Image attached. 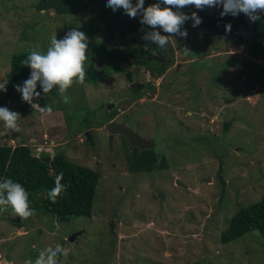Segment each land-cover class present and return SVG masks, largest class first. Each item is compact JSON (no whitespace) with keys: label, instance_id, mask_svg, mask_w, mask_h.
I'll return each mask as SVG.
<instances>
[{"label":"rangeland","instance_id":"rangeland-1","mask_svg":"<svg viewBox=\"0 0 264 264\" xmlns=\"http://www.w3.org/2000/svg\"><path fill=\"white\" fill-rule=\"evenodd\" d=\"M38 1L0 0V83L7 82L15 55L33 49L46 52L54 32L58 40L73 28L85 34L86 66L92 63L91 47L108 43L103 54L107 58L105 53H115L116 60L112 54V63L97 55L93 64L103 76L96 84L74 83L66 93V111L55 109L41 117L30 110L19 113L18 121L19 133L35 152L39 148L51 156L64 154L98 171L100 179L93 216L63 221L46 212L42 200L25 220L10 209L4 211L0 264L34 261L40 249L57 244L69 250L62 264H264V239L258 231L228 244L221 241L231 218L264 197V56L250 55L233 38L205 27H182L187 37L176 36L168 44L172 63L159 79L144 65H129L149 57L134 39L149 48L151 43L142 39L145 33L112 37L102 25L89 33L91 26L99 25L96 10L44 15L35 9ZM180 11L219 17L223 7L187 6ZM185 47L191 54H183ZM133 49L137 52L129 54ZM128 74L141 84L139 97L129 90ZM176 91L178 99H173ZM7 92L8 84L0 91V107L9 108L17 99L13 90L7 105L1 106ZM125 97L130 102L110 113L109 106ZM171 102L177 104L171 108ZM165 103L171 109L159 106ZM177 106L183 109L178 112ZM111 114L131 119L132 126L141 125L143 134L160 141L157 150L163 149L168 169L132 175L122 156L108 155V122L101 123ZM231 121L225 131L224 122ZM89 124L94 147L85 137ZM21 142L16 132L0 135V146ZM114 146L117 151L122 148L120 141ZM92 153L101 166L95 165ZM108 167L111 172H103Z\"/></svg>","mask_w":264,"mask_h":264},{"label":"trees","instance_id":"trees-1","mask_svg":"<svg viewBox=\"0 0 264 264\" xmlns=\"http://www.w3.org/2000/svg\"><path fill=\"white\" fill-rule=\"evenodd\" d=\"M154 3V0H148L146 7ZM35 9L44 15L48 13L55 15L78 14L91 9L96 10L99 25L97 27L91 26L88 29L89 33L96 32L95 28L98 29L99 26L102 25L105 27V30L109 31L112 37L119 35L121 38L125 39L132 33L143 36L144 33L152 30L148 26L140 23L142 17L139 15L136 17L137 20H135L134 18H130L123 9H118L113 12L111 8L106 6V0H39L35 5ZM258 16L259 19L253 23L251 31L248 30L250 27V19L243 13L237 16L230 15L223 17L207 16L205 13H202L198 16L202 20V23L198 26L205 27L219 36L233 38L242 45L243 50L250 55L264 56V12H260ZM192 25L193 21L189 19L182 27L190 28L192 31V29L197 28ZM226 25H231L230 31L225 30ZM134 39L138 46L140 45V48L146 56L149 57L141 63L132 60L129 62V65H144L151 70L152 75L155 77L160 78L164 76L169 65L172 63V57L169 51V49L172 48L168 45L166 48L161 49L154 44H151L149 48H147L142 40H139L137 37ZM108 45V43L102 41L91 47L92 50L89 58L92 63L88 66L84 64L86 73L84 81L87 83L96 84L103 76V73L93 64V60L96 59L97 55H102L106 61L110 63L115 59L116 54L112 52L105 53L107 58L104 56L103 52L109 49ZM132 51L134 52L129 54H135L137 49H133ZM29 53L30 52H22L13 57L11 71L7 75L8 92L1 106L8 102L10 99L9 96L12 95L13 90H16V86H22L23 82L30 77L31 69L22 64V61L27 58ZM156 53L162 54V56L166 58V62L161 64L155 61L154 55ZM37 91L40 92V98L38 100L34 99L33 103L41 104L43 107L50 105L53 110L66 111L68 108L65 106L66 104L62 102L57 89L54 88L53 91L45 95L38 85ZM16 93L18 95L17 99L25 103L22 100L21 94L17 91ZM139 96L138 94L137 97ZM175 97L177 96H172L173 99H178ZM80 99L82 102L86 101L83 97H80ZM71 102L73 103L72 98ZM176 104L177 103L171 102V108ZM74 105L76 109L77 106L75 102ZM165 105L167 108L170 106L167 103H165ZM29 106V104L25 103L24 106L21 107L24 111L23 114L29 112ZM177 109L179 112L181 108L177 106ZM32 112L38 114L34 112V110H32ZM113 116L112 114L103 118L101 125L109 122ZM230 125H232V121L230 123L224 122V130H229ZM89 127H91L90 124L87 126V129H89ZM197 141L201 142L200 138L197 139ZM206 142L207 141L204 140V144H206ZM34 153V148L28 145L24 140L15 147L7 143L1 145L0 182L7 178L20 183L29 194L30 208L34 212H37L39 201L42 200L44 210L63 221H68L71 218L93 216V206L97 195L100 173L88 166L75 162V160L68 159L64 154L58 153L56 156H51L43 152L40 157H36ZM124 153L125 155H122L120 160L125 157L132 171L150 172L153 169L158 171L168 169L166 163L167 159L163 149L154 150L150 153L144 152L140 155L134 154L135 151L126 149ZM115 157L118 159L116 153H112V158L116 159ZM112 167L114 166L112 165ZM61 172L64 176L62 183L66 185V190L59 195L55 203H52L48 199L47 192L55 186V176ZM103 172H111V169L108 167L103 170ZM8 209L12 210L10 207ZM2 213L4 212H0V216ZM253 231H258L264 239V197L261 201L241 209L231 218L228 229L222 234L221 241L224 244H228L241 239ZM61 246L64 247V245ZM59 264H62V256L59 258ZM197 264L201 263L198 262Z\"/></svg>","mask_w":264,"mask_h":264},{"label":"clouds","instance_id":"clouds-1","mask_svg":"<svg viewBox=\"0 0 264 264\" xmlns=\"http://www.w3.org/2000/svg\"><path fill=\"white\" fill-rule=\"evenodd\" d=\"M161 4L164 5L163 8ZM221 5L223 7L222 17L225 15L237 16L243 13L252 22L259 19L257 13L264 12V0H158L157 3L148 7H145V0H136L135 5H133L132 0H106V6L111 8L113 12L123 9L130 18L141 16L140 23L152 29L146 32L142 39L161 49L166 48L176 36L187 37V31H182L181 28L189 19L193 21V27H197L202 23L196 12L189 16L180 9L195 6L197 10H203L205 7L211 8ZM173 8L177 10L173 11ZM157 29L168 35H162L161 31ZM225 30L230 31L231 25H226ZM87 48L88 40L85 34L73 28L59 40L57 39V33H52L50 46L46 52L35 49L31 52L27 51L30 53L22 61V64L31 69L30 77L23 82L22 86H16V91L21 94L22 100L29 104L34 112L39 113L41 117L50 115L53 111L50 105L40 107L38 103H33L34 99L38 100L40 98V92L37 91L39 85L45 95L53 91L54 88L57 89L62 102L69 103L70 98L66 94L67 90L74 83H82L85 79L84 62L87 58ZM183 54L189 55L191 53L185 47L183 48ZM6 86L7 82L0 83V91H6ZM13 100L19 102L17 99ZM20 103L19 109L22 112L21 107L25 103L22 101ZM7 107H0V124H2L0 135H5L8 131L16 132L19 130L18 121L21 119L19 114ZM43 152L44 150L38 148L34 155L40 157ZM95 165L98 166L97 163ZM63 179L62 172L57 174L55 176V186L47 192L48 199L52 203H55L59 195L66 190V185L62 183ZM9 207L14 215L19 216L22 220L35 214L30 208L29 194L25 188L20 183L6 178L0 182V212L7 211ZM68 254L69 250L59 244L54 247L48 246L39 250L34 261L25 259L23 264H59V258L61 256L66 257Z\"/></svg>","mask_w":264,"mask_h":264},{"label":"flooded vegetation","instance_id":"flooded-vegetation-1","mask_svg":"<svg viewBox=\"0 0 264 264\" xmlns=\"http://www.w3.org/2000/svg\"><path fill=\"white\" fill-rule=\"evenodd\" d=\"M157 54H160V53H156L155 54V56L157 55ZM162 55V54H161ZM163 57V56H162ZM164 58V57H163ZM165 59V62H166V58H164ZM165 62H161V61H159L158 63H161V64H163V63H165ZM168 71V70H167ZM166 71V72H167ZM165 76H162V77H160L159 79H161V78H164ZM129 82V85H130V88H129V90L132 92L131 94L133 95V97H134V95L135 96H137L138 95V88H140L141 87V84H139V83H137L136 85H135V87H132V84H133V82H135V81H133V82H130V81H128ZM167 83V82H166ZM138 85V86H137ZM172 96H177V91L176 92H174V94H171V97ZM130 99V98H129ZM18 100V99H17ZM156 100V99H155ZM129 102H130V100H128ZM146 103H148V104H151L150 103V101L149 100H144ZM127 102V101H126ZM23 106H24V104H23ZM159 106H164L165 108H167V106L165 105V104H162V105H159ZM71 108V107H70ZM116 108L119 110V108L118 107H115L114 109H110V113L111 112H114L115 110H116ZM28 109H29V111L30 110H33L30 106L28 107ZM23 113H24V111H22ZM71 113H73V112H71ZM32 115V114H31ZM34 115V114H33ZM35 115H39V113L38 114H35ZM112 115V114H111ZM118 115H120V114H117L116 116H114L104 127H105V131H106V142H107V153H108V155H112V153H116V155L118 156V159L120 158L119 156H122V155H125V153H124V151L126 150V149H128L129 151H135V153L134 154H137V155H140V154H142V153H144V152H147V153H150L151 151H154V150H157V147L160 145V141H157V139L156 138H153V137H151V136H147V135H145V134H143V132H145L143 129H142V127H141V125H139L138 127H134V126H132L131 125V119H126V118H124V119H121L120 120V117L118 116ZM121 116V115H120ZM34 118V117H33ZM125 124L127 127H130L131 129H133L136 133H138L139 135H140V137H142L143 139H146V140H148V141H150L152 144H150L151 146H150V148H146V149H141L139 146H134V147H131V144H130V141H129V139L127 138V136H125L124 134H122V133H118L117 131H118V126L119 125H121V124ZM113 125H115V126H113ZM109 126H111V129L113 130V133H110L109 132V130H108V127ZM139 129V130H138ZM141 130V131H140ZM87 131V130H86ZM92 131H94V129L92 130ZM88 132H90L89 131V129H88ZM91 134H92V132H90ZM87 132L85 133V137H86V139L88 140V138H87ZM93 137V136H92ZM111 137H112V142L110 141V139H111ZM29 140L30 141H32L33 139H30L29 138ZM89 141V140H88ZM116 141H120L121 142V144H122V148L120 149V150H118L117 151V149L115 148V146H114V143L116 142ZM31 146V145H30ZM32 147V146H31ZM55 147H57V148H60L61 147V144H60V147H59V145H55ZM93 147H94V144H93ZM86 150H87V148H86ZM123 150V151H122ZM155 153V152H154ZM93 154V153H92ZM120 154V155H119ZM94 157H97V165H99L100 164V162H101V160L99 159V157H98V155H94L93 154V158ZM123 160H124V162H126V165H127V171L129 172V174H132V175H134V174H140V175H148V174H151V173H156L158 170H156V169H153V170H151L150 172H139L138 170H134V171H132L130 168H129V163H127V160H126V158L124 157L123 158Z\"/></svg>","mask_w":264,"mask_h":264},{"label":"water","instance_id":"water-1","mask_svg":"<svg viewBox=\"0 0 264 264\" xmlns=\"http://www.w3.org/2000/svg\"><path fill=\"white\" fill-rule=\"evenodd\" d=\"M154 59L156 61H161V62H165V59L162 57L161 54H157L156 56H154ZM128 79L130 82H133V77L132 75L128 74ZM137 83L136 82H133L132 84V87H135ZM138 86V85H137ZM130 100L129 97H125V98H121L117 101H115L113 104H111L109 106V109H113L117 106H119L121 103L125 102V101H128ZM21 105L20 102L18 101H11L10 102V109L11 111H14L16 113H20V109H19V106ZM115 126V125H113ZM108 130L110 133H113V130L111 129V126L108 127ZM118 133H122L124 134L125 136H127V138L129 139L130 141V144H131V147H134V146H139L141 149H146V148H150V144H152L150 141L146 140V139H143L142 137H140V135L138 133H136L133 129H131L130 127H127L125 124H121L118 126ZM16 133L21 137V139H24L23 136L21 135V133H19V130L16 131ZM6 135V134H5ZM87 138L89 140V142L91 144H93V137H92V134L90 132H87ZM110 141L112 142V137L110 139ZM75 238L71 239V241H73Z\"/></svg>","mask_w":264,"mask_h":264},{"label":"crops","instance_id":"crops-1","mask_svg":"<svg viewBox=\"0 0 264 264\" xmlns=\"http://www.w3.org/2000/svg\"><path fill=\"white\" fill-rule=\"evenodd\" d=\"M0 260H3V258H2V259H0ZM2 263H3V262H2ZM2 263H1V264H2Z\"/></svg>","mask_w":264,"mask_h":264}]
</instances>
